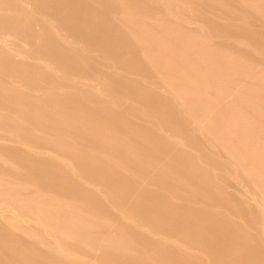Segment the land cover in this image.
I'll return each instance as SVG.
<instances>
[{
    "label": "bare ground",
    "instance_id": "6f19581e",
    "mask_svg": "<svg viewBox=\"0 0 264 264\" xmlns=\"http://www.w3.org/2000/svg\"><path fill=\"white\" fill-rule=\"evenodd\" d=\"M0 264H264V0H0Z\"/></svg>",
    "mask_w": 264,
    "mask_h": 264
},
{
    "label": "rangeland",
    "instance_id": "374dc122",
    "mask_svg": "<svg viewBox=\"0 0 264 264\" xmlns=\"http://www.w3.org/2000/svg\"><path fill=\"white\" fill-rule=\"evenodd\" d=\"M27 14V15H26ZM24 17H27V19L30 21V22H32V25H34L35 24V22H37L38 21V19L37 18H34V17H31V15H29V13L28 12H26V11H24V15H23ZM34 20V21H33ZM31 24V23H30ZM38 33V32H37ZM214 126H221V123H214L213 124ZM229 134H231V133H229ZM232 136H234L233 135V133H232Z\"/></svg>",
    "mask_w": 264,
    "mask_h": 264
}]
</instances>
